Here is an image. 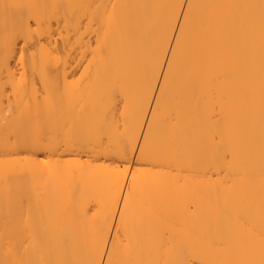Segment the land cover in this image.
<instances>
[{"label": "bare ground", "instance_id": "obj_1", "mask_svg": "<svg viewBox=\"0 0 264 264\" xmlns=\"http://www.w3.org/2000/svg\"><path fill=\"white\" fill-rule=\"evenodd\" d=\"M0 264H264V0H0Z\"/></svg>", "mask_w": 264, "mask_h": 264}]
</instances>
